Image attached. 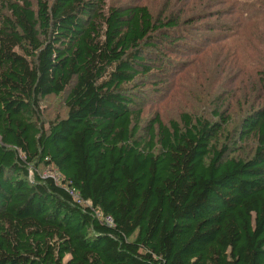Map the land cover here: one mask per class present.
Masks as SVG:
<instances>
[{
    "label": "trees",
    "instance_id": "obj_1",
    "mask_svg": "<svg viewBox=\"0 0 264 264\" xmlns=\"http://www.w3.org/2000/svg\"><path fill=\"white\" fill-rule=\"evenodd\" d=\"M167 2L153 17L139 4L0 0V264H264V99L226 134L251 151L230 155L219 110L156 117L138 141L125 92L146 55L255 19L264 0ZM65 92V115L44 127L40 101Z\"/></svg>",
    "mask_w": 264,
    "mask_h": 264
},
{
    "label": "rangeland",
    "instance_id": "obj_2",
    "mask_svg": "<svg viewBox=\"0 0 264 264\" xmlns=\"http://www.w3.org/2000/svg\"><path fill=\"white\" fill-rule=\"evenodd\" d=\"M102 1L105 8L123 4L146 5L156 17L163 12L169 0ZM261 10L264 7L256 8L254 12ZM5 12L0 3V13ZM223 18L227 19L226 16ZM239 18L241 20L236 22L233 20L238 18L234 15L231 18L229 26L235 27L232 34L230 28L214 35L205 28H199L185 35L183 42L146 55L148 71H141L131 84L125 86V92L134 98L132 109L140 111L139 129L135 136L138 141L148 139L156 117L164 124L178 120L182 113L216 121L215 112L219 110L229 116V124L219 136L218 147L227 143L230 155L251 151L253 141L248 140L241 145L244 149L238 148L234 152L231 149L234 143L226 140V134L232 136L233 129L247 109L264 99V11L259 12L255 19H250L251 13ZM66 95L67 92L49 95L40 101L39 112L44 127L65 115ZM37 172L55 179L59 177L50 166L40 165ZM32 176L33 171L30 170Z\"/></svg>",
    "mask_w": 264,
    "mask_h": 264
}]
</instances>
